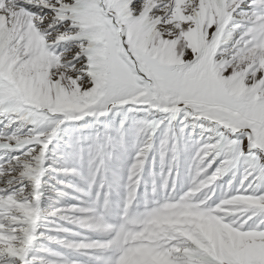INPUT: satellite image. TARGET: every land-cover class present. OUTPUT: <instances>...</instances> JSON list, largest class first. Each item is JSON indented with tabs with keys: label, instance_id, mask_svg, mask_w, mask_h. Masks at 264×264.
Here are the masks:
<instances>
[{
	"label": "snow or ice",
	"instance_id": "snow-or-ice-1",
	"mask_svg": "<svg viewBox=\"0 0 264 264\" xmlns=\"http://www.w3.org/2000/svg\"><path fill=\"white\" fill-rule=\"evenodd\" d=\"M0 264H264V0H0Z\"/></svg>",
	"mask_w": 264,
	"mask_h": 264
}]
</instances>
